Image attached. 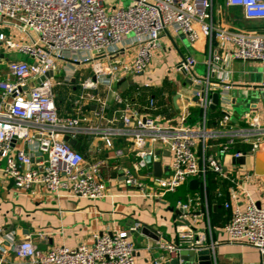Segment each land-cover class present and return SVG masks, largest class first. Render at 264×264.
<instances>
[{
	"label": "built area",
	"instance_id": "obj_1",
	"mask_svg": "<svg viewBox=\"0 0 264 264\" xmlns=\"http://www.w3.org/2000/svg\"><path fill=\"white\" fill-rule=\"evenodd\" d=\"M121 1L0 0V71L7 68L0 81V178L33 196L45 191L68 199L97 201L106 198L102 171L107 162L87 161L66 137L100 139L117 157L124 151L116 150L115 141L125 139L141 158L153 162L158 161L156 151L147 148L162 147L170 156L169 173L151 179L160 196L175 193L191 180L206 185L208 173L232 182L235 187L225 204L231 211L225 227L228 241L250 246L264 256V208L258 207L247 189L256 177L245 166L230 169L222 160L226 156L247 159L264 150V124L259 117L246 115L244 127L233 123V85L226 71L229 60L264 64V29L260 27L264 24V0H223L218 5L219 9H238L242 20L253 28L216 24V0ZM170 32L185 36L191 45L208 42L205 77L196 74L197 61L190 53L174 68L196 88L186 101L197 105L205 116L214 106L213 96L218 95L216 108L222 116L218 129H209L205 123L186 126L187 115L174 126L149 113L155 108L152 103L137 108L115 90L121 81L148 75L156 53L165 51L162 40ZM12 54L17 57L9 58ZM88 68L93 75L80 80L78 92L70 97V110L62 111L56 88L71 86L82 78L77 75L80 70ZM138 83L146 89L154 84L151 78ZM260 90L264 91V83ZM114 105H124L121 119L107 117L108 107ZM218 141L224 143H211ZM240 145L249 152L236 150ZM214 147L217 152L207 156ZM125 177L127 186L145 193L144 185L129 172ZM188 208L181 205L184 218L186 213L190 216ZM140 228L136 225L130 232L96 237L92 246L48 251L33 242V233L12 251L28 264H138L131 234ZM36 236L46 239L42 234ZM157 245L167 257L176 259L183 250H203L204 243L195 230L187 228L179 231L173 242L159 237ZM10 252L1 236L0 263Z\"/></svg>",
	"mask_w": 264,
	"mask_h": 264
},
{
	"label": "crops",
	"instance_id": "obj_2",
	"mask_svg": "<svg viewBox=\"0 0 264 264\" xmlns=\"http://www.w3.org/2000/svg\"><path fill=\"white\" fill-rule=\"evenodd\" d=\"M222 1L218 0L215 6V23L228 28H245L246 22L242 20L238 9L226 10L223 7L219 9L218 5L221 6ZM162 41L165 51L156 53L148 75L141 79L127 80L129 86L126 88L117 84L115 90L122 99L137 108L147 107L146 101L149 97H154L158 107L155 106L149 113L154 117L160 116L171 121L174 126L180 124L182 117L187 115L186 126L197 127L205 123L209 129H218V121L221 118L219 108L209 109L205 116L197 105H189L186 99L192 97L196 88L186 75L177 73L174 68L183 55L190 53L197 61L196 74L205 77V64L209 58L208 42L202 40L196 45H191L185 36L172 32L165 35ZM255 65L259 64L233 60H229L226 64L228 79L233 85L230 93L233 123L243 127L247 125L244 120L249 114L259 117L264 124V91L260 90L264 83V69L257 71L253 68ZM6 73L7 68L2 67L1 81L5 79ZM77 75L82 78L73 81L71 86L56 88V101L62 111L70 110V97L78 92L80 80L91 77L93 73L88 68L81 69ZM147 78L153 79V87L146 89L138 86L139 80ZM213 81L215 82L216 79ZM100 90L101 94L105 95L106 90L104 88ZM177 95L180 97L174 103ZM122 109L124 105L108 107L106 115L108 118L121 119ZM118 127L122 128V124ZM78 142L81 145L79 152L87 161L107 162L102 171L107 187L106 198L97 201L74 200L45 191L33 196L17 191L11 183L0 178V230L6 247L11 248V252L0 264H28L17 259L12 247L33 233H35L32 235L33 242L41 250L48 251L63 246L68 248H76L80 245L92 246L96 237L130 232L136 225H140L141 228L131 234V239L135 245L138 264H170L179 260L181 253L192 252L183 250L176 259H171L157 245L159 237L173 242L177 240L178 232L187 228L197 232L198 239L204 243L203 250L210 251L213 264H264V256L258 250L250 246L231 244L228 241L225 227L230 221L231 211L225 208V204L230 202L229 193L231 188L235 187L232 182L225 181L230 183V187L224 203L220 201L219 188L215 184L217 179H221L213 173H208L206 185L199 182L197 189L191 188V180L175 193L160 196V191L153 188L151 183V179L156 178L152 163H149L148 159L141 158L140 153L125 139L115 141L116 150L124 151L121 157H117L114 150L107 149L100 139L84 137ZM222 142L224 143V141L211 143ZM240 147L247 148L249 152L248 147L241 145ZM147 149L156 151L158 158L156 162L161 163L162 176H166L171 161L168 152L158 146ZM217 150L218 147H214L206 155L215 154ZM201 154L202 152H199L200 157ZM259 154L264 160V150ZM227 157L230 156L222 159L227 168L239 167L233 164L231 157L228 162ZM254 157H248L245 165V168L252 173ZM127 172L144 185V189H147L145 193L137 187L125 184ZM209 176L215 178L211 185L208 182ZM247 189L264 208V179L256 178ZM181 205H188L190 216L186 213L184 218V213H179ZM145 229L155 234L158 239L155 240L147 235ZM36 234H42L46 239ZM189 258L186 256L185 260L180 259L179 263L197 264L190 262Z\"/></svg>",
	"mask_w": 264,
	"mask_h": 264
},
{
	"label": "water",
	"instance_id": "obj_3",
	"mask_svg": "<svg viewBox=\"0 0 264 264\" xmlns=\"http://www.w3.org/2000/svg\"><path fill=\"white\" fill-rule=\"evenodd\" d=\"M191 83V81H190ZM119 87L122 88H126L127 86H129V83H127V81H121L120 83H118ZM180 95H177L174 99V103H176L177 99H179ZM113 98V95H110L108 102H111ZM213 101H214V106L212 107V109H215L216 106L218 105V95L215 94L213 96ZM65 141L69 143V145L71 147H73L75 150L79 151L80 150V143L76 140H72L69 137L65 138ZM169 154V153H168ZM254 170H253V175L256 178H261L264 179V160L262 158V155L259 154V152L255 153L254 155ZM226 160L229 162L230 161V157H227ZM233 164L238 165V166H245L246 165V158L243 157L241 159L238 160H232ZM149 163H152L153 165V173L154 176L156 178H161L162 174H163V168L160 162H153L151 158L148 159ZM199 185V181L198 180H192L190 182V186L192 189H197ZM258 207H261L260 204H258ZM179 213L183 214V211L180 210ZM147 235H149L150 237L154 238L155 240H157L158 238L156 237L155 234L151 233L149 230L145 229L144 230ZM189 256V261L193 262V263H197V264H213V262L211 261V256H210V251L209 250H202V251H192V252H183L180 255L179 260H175L172 261L170 264H180V259L185 260V257Z\"/></svg>",
	"mask_w": 264,
	"mask_h": 264
},
{
	"label": "trees",
	"instance_id": "obj_4",
	"mask_svg": "<svg viewBox=\"0 0 264 264\" xmlns=\"http://www.w3.org/2000/svg\"><path fill=\"white\" fill-rule=\"evenodd\" d=\"M234 12V11H233ZM238 17H240V16H238ZM247 23V22H246ZM249 24V23H248ZM253 24H252V27H250V28H253ZM260 27H261V29H264V24L263 25H260ZM245 28H247V27H245ZM146 103H147V106H149L150 107V104L152 103L153 105H154V107L155 106H157L158 107V104H157V100L154 98V97H149V99L146 101ZM221 114V113H220ZM221 118H222V116H221ZM220 118V119H221ZM219 119V120H220ZM236 150H239V151H243V152H247V148H244V147H240V146H237L236 147ZM213 180H215V178H213V176H209V179H208V182H209V185H211L212 183H213ZM216 186H218V188H219V196H220V201L222 202V203H224L225 201H226V198H227V196H228V189H229V187H230V183L228 184L227 182H225V181H223V180H218L217 179V181H216Z\"/></svg>",
	"mask_w": 264,
	"mask_h": 264
},
{
	"label": "rangeland",
	"instance_id": "obj_5",
	"mask_svg": "<svg viewBox=\"0 0 264 264\" xmlns=\"http://www.w3.org/2000/svg\"><path fill=\"white\" fill-rule=\"evenodd\" d=\"M217 3H218V0H216V4ZM244 26L247 27V28H250V27H252V24L245 23ZM16 57H17V55L12 54L9 58L15 59ZM256 64H259V65H255V66H253V68H255L257 71H260V70L264 69V64L263 65L261 63H256ZM0 81H1V79H0Z\"/></svg>",
	"mask_w": 264,
	"mask_h": 264
}]
</instances>
